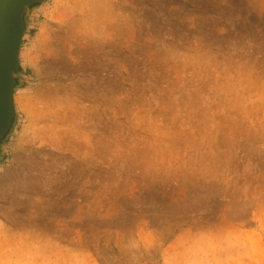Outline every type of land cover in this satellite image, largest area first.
Listing matches in <instances>:
<instances>
[{
  "label": "rangeland",
  "instance_id": "obj_1",
  "mask_svg": "<svg viewBox=\"0 0 264 264\" xmlns=\"http://www.w3.org/2000/svg\"><path fill=\"white\" fill-rule=\"evenodd\" d=\"M23 20L0 264H264V0H43Z\"/></svg>",
  "mask_w": 264,
  "mask_h": 264
},
{
  "label": "water",
  "instance_id": "obj_2",
  "mask_svg": "<svg viewBox=\"0 0 264 264\" xmlns=\"http://www.w3.org/2000/svg\"><path fill=\"white\" fill-rule=\"evenodd\" d=\"M43 0H0V137L12 117L13 73L24 30L23 14L29 6Z\"/></svg>",
  "mask_w": 264,
  "mask_h": 264
},
{
  "label": "bare ground",
  "instance_id": "obj_3",
  "mask_svg": "<svg viewBox=\"0 0 264 264\" xmlns=\"http://www.w3.org/2000/svg\"><path fill=\"white\" fill-rule=\"evenodd\" d=\"M6 177V176H5Z\"/></svg>",
  "mask_w": 264,
  "mask_h": 264
}]
</instances>
